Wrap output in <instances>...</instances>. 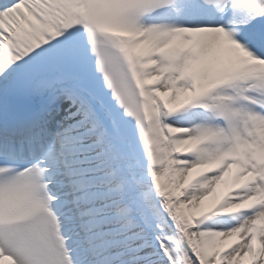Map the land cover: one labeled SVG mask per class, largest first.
<instances>
[{
	"label": "snow or ice",
	"instance_id": "1",
	"mask_svg": "<svg viewBox=\"0 0 264 264\" xmlns=\"http://www.w3.org/2000/svg\"><path fill=\"white\" fill-rule=\"evenodd\" d=\"M0 264H264V0H0Z\"/></svg>",
	"mask_w": 264,
	"mask_h": 264
}]
</instances>
